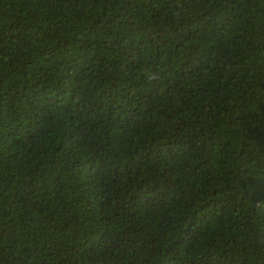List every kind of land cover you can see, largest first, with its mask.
Segmentation results:
<instances>
[{
  "label": "trees",
  "instance_id": "16d2710c",
  "mask_svg": "<svg viewBox=\"0 0 264 264\" xmlns=\"http://www.w3.org/2000/svg\"><path fill=\"white\" fill-rule=\"evenodd\" d=\"M0 264H264V0H0Z\"/></svg>",
  "mask_w": 264,
  "mask_h": 264
}]
</instances>
